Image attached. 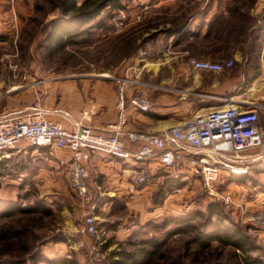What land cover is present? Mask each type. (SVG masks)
<instances>
[{
	"label": "rangeland",
	"instance_id": "obj_1",
	"mask_svg": "<svg viewBox=\"0 0 264 264\" xmlns=\"http://www.w3.org/2000/svg\"><path fill=\"white\" fill-rule=\"evenodd\" d=\"M184 2H187V41H183L182 33L178 39L165 33L167 23L173 24L178 17L176 13L185 14L181 10L182 3L175 6L176 10L173 8L175 13L167 14L162 10L164 14L159 17L153 14L152 18L144 19L142 25L137 20L142 21L143 16L133 11L135 1L124 0L125 8L113 17H109L107 11L103 13V29L50 54L44 38L49 21L59 10L53 9L49 0H0V93L2 96L11 90L20 93L38 84H50L55 78L80 81L88 76L110 78L112 75L116 81L122 75L121 69L140 65L142 60L151 65L158 59V52L162 59L187 52V56L177 58L187 63L197 57L234 59L231 66L220 72L241 75V87L247 84L251 74L247 72L249 65L256 75L263 71L264 29L261 31L259 26L263 23L260 17L264 15V0ZM123 20L125 26L119 29L118 24ZM117 34L124 35L118 37ZM236 52H241L242 58H236ZM135 77L150 89L153 86L145 83L154 85L156 82L143 75ZM33 99L34 94L31 95ZM38 164V159L32 165L14 160L1 178L0 198L23 208L45 205L51 210V214L19 211L8 221L25 226L28 231L25 246L29 254L20 264H63L59 260L64 257H73L82 264H116L118 251L142 238L166 242L154 264H264V225L258 222V217L264 215V174H260L258 166L247 168L235 178L225 174L212 187L202 177L193 175L197 178L180 181L181 189L169 197V185L158 184L145 193L138 213L130 209L125 200L117 198L106 220L97 222L98 231L91 233L86 227L81 229L86 216L92 213L91 202H84L67 184L48 185L39 180L20 179L24 171L31 175L36 172ZM212 200L221 202L230 218L246 228L259 245L252 255L259 257L261 263L248 262L239 251L215 240L203 249L190 242V235L173 233L177 228L175 222L166 223L189 210H205ZM108 228H112L110 235ZM17 253L18 250L13 249L8 255L16 257ZM37 254L45 259L34 262Z\"/></svg>",
	"mask_w": 264,
	"mask_h": 264
},
{
	"label": "crops",
	"instance_id": "obj_2",
	"mask_svg": "<svg viewBox=\"0 0 264 264\" xmlns=\"http://www.w3.org/2000/svg\"><path fill=\"white\" fill-rule=\"evenodd\" d=\"M134 1L133 11L143 16L142 21L137 20V22H142V25H144V19L152 18L153 14L158 17L162 15V10H165L167 14L169 12L175 13V6H181L182 3L181 10L185 14L176 13L178 17H176L173 24L167 23L168 28L165 33H169L170 38L176 39L182 33L183 41H187V2H184L185 0ZM223 4L227 6L226 2ZM225 5L224 7H226ZM213 9H215V6L211 10ZM255 11L257 13L258 10ZM180 24H183L181 31L172 33L171 30ZM153 32H156V30ZM169 53L175 54L174 52ZM262 54L264 56V52ZM163 55H167V52H163ZM184 56H187V52H178L177 55L169 56L172 58L171 60H169L170 58L162 59V55L158 52V59L153 60L151 65L142 60L143 62L140 65L131 68L126 67L119 71L122 74L121 76L143 75L145 79L156 80V82H153L155 87L152 89L144 86V84L128 85V97L137 92H145L154 101L153 108L149 112H141L134 107H129L127 130L166 135L171 126L187 115L222 104L226 97L232 98L235 102L245 101L250 104H259L261 121L264 127V69L256 75L255 69H252L249 65L247 72L251 74L248 77L247 84L241 87V75L234 76L220 71L199 69L194 67L191 62L177 61L179 60L177 58L181 59ZM235 57L242 58V53L236 52ZM249 63H251V60H249ZM210 75L211 77H209ZM7 94L2 96V93H0V114L27 112L31 109L34 100L40 98L46 117L61 122L65 126L80 121L83 112L88 111L85 123L96 131L106 132L112 129L111 126L118 118L117 82L112 75L110 78L103 75L88 76L80 81L55 78V81L50 84H43V86L38 84L23 89V92L20 93H12L11 90ZM32 94H34L33 100H31ZM187 95H189V99H186ZM255 150H245L242 154L245 155ZM192 151L194 149L191 147L181 149L176 164L172 167L162 166L156 158L147 160L144 163V168L149 173L150 180L144 184L135 183L131 178L130 169L134 165L132 160L115 157L103 151L92 152L87 163L90 171L89 189L92 195L90 208L93 207L92 213L95 215L97 222L106 220L105 217L109 215L117 198L125 200L126 205L130 209H135V213H138L145 193L153 190L152 188H155L158 184L165 183L169 185L168 197L174 194L178 188L181 189L182 182L180 181L196 177L193 176L195 174L187 166L186 156ZM200 153L211 158L214 157L211 150L202 149ZM70 156L69 148L36 146L22 141L18 148L7 155L0 156V161H4L7 167L14 160L32 165L33 161L38 159L39 164L36 172L31 175L28 171H24L21 173L20 179L39 180L41 183L48 185L60 186L67 184L70 188L68 172ZM260 174H264V171H261ZM229 175L230 178L231 176L236 177L235 174ZM166 178L168 181H165ZM169 181L173 183L170 184ZM232 182L235 181L232 180ZM80 209L84 211V208ZM71 227L72 224H70ZM73 227L76 229L74 225ZM85 227L81 229H85ZM111 233L112 228H108V234Z\"/></svg>",
	"mask_w": 264,
	"mask_h": 264
},
{
	"label": "built area",
	"instance_id": "obj_3",
	"mask_svg": "<svg viewBox=\"0 0 264 264\" xmlns=\"http://www.w3.org/2000/svg\"><path fill=\"white\" fill-rule=\"evenodd\" d=\"M124 22L120 21L119 29L124 28ZM190 62L199 69L223 71L234 63V59L219 61L191 58ZM116 82L119 111L111 130L96 131L85 123L88 111L83 112L80 121L65 126L47 118L41 99L37 98L27 112L0 114V156L18 148L22 141L36 146L69 148L70 188L88 203L92 201V195L87 163L94 151L132 160L134 165L130 175L139 184L150 180L144 168L147 160L156 158L162 166L172 167L181 149L187 147L194 149L186 156L187 166L196 176L202 177L209 187L225 174L238 175L249 167L264 164V127L259 104L235 102L226 97L222 104L187 115L171 126L166 135H157L126 129L129 107L149 112L153 108V99L145 92L128 97V85L143 84L135 76H119ZM145 84L155 87V84ZM206 148L211 149L215 159L200 153ZM251 149L256 150L242 154ZM258 222L264 225V215L258 217ZM85 226L91 233L98 231L93 213L86 216Z\"/></svg>",
	"mask_w": 264,
	"mask_h": 264
},
{
	"label": "trees",
	"instance_id": "obj_4",
	"mask_svg": "<svg viewBox=\"0 0 264 264\" xmlns=\"http://www.w3.org/2000/svg\"><path fill=\"white\" fill-rule=\"evenodd\" d=\"M53 9H58L59 14L52 18L47 26L44 38L45 46L50 54L65 49L68 45L78 43L85 37H90L95 30L105 26L102 17L108 12L109 17L125 8L124 0H49ZM263 23L259 26L264 29V15H261ZM259 21V20H258ZM183 24L175 26L171 32L181 31ZM124 34H117L121 37ZM7 169L4 161H0L1 178ZM259 172L264 171V164L258 166ZM32 213L40 211L42 214H51L50 208L45 205L23 208L13 201L0 198V264H20L24 261L29 250L25 246L27 228L21 225H13L8 221L18 212ZM199 219V220H198ZM198 220V221H197ZM175 222V234L190 235L191 243H196L203 249H207L215 240L225 247H233L239 251L246 261L261 263V259L253 256L252 252L259 245L248 234L246 228L232 220L219 201H210L206 209H192L185 214L175 216L166 223ZM130 247H123L118 251L116 264H154L160 252L166 245L165 241L156 238H142L140 241L130 242ZM17 249L16 257L10 252ZM241 256V257H242ZM45 258L37 254L34 262L43 261ZM63 264H82L73 257L61 258Z\"/></svg>",
	"mask_w": 264,
	"mask_h": 264
}]
</instances>
